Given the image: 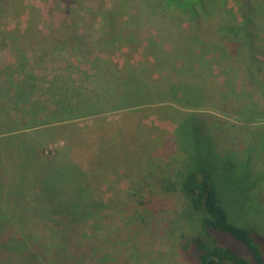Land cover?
I'll return each mask as SVG.
<instances>
[{
    "label": "trees",
    "instance_id": "trees-1",
    "mask_svg": "<svg viewBox=\"0 0 264 264\" xmlns=\"http://www.w3.org/2000/svg\"><path fill=\"white\" fill-rule=\"evenodd\" d=\"M91 1L100 5L101 11L109 3L114 7L124 6L125 9L129 4L132 11L125 17L124 28L141 26L144 21L148 25V21L152 18L154 24H149L148 27L151 29L155 25V30L158 32L150 34L148 30L149 35L146 39L136 41L133 33L124 37L126 39L119 38L115 28L111 29L109 24L104 23V28L112 30V37L107 41L111 58L104 60L97 57L90 61L91 64L96 65L97 75L90 77L97 80L96 86L93 90L79 87L82 91L77 94L70 91L64 95L73 100L76 99L75 97L80 100L93 99L95 102L92 104L95 107L98 105L103 110H125L122 116L132 119L130 123H133L129 133L120 126L115 131L105 133L107 137L103 139L106 142L103 144L101 139V144H98L99 155H94L93 161L89 162V178L86 175L83 179L86 193L85 196H81V191L78 190L81 183L77 184V191L72 194L68 185L60 183L64 181L61 174L56 177L54 188L48 183L55 171L44 178L48 175V169L56 167L58 157L42 159L39 155L38 157L35 155L37 147L42 146L41 143L45 144V137L55 133L58 128H66L64 133L67 131L69 135L63 136L66 139L68 137V143L81 145L86 141L84 138H79L78 141L75 138L76 134L69 131V126L62 125L64 118H57L56 121L46 122L43 125L37 121L36 115L39 112L45 113L44 117H46L53 113L51 111L48 114L49 110L55 109L57 113L61 108L58 105L52 104V107L51 104L31 101L33 97L30 92L36 87L27 81V76H23L28 74L26 72L28 64L23 63V61L27 62V56L22 47L27 45L32 49L37 45L42 49L55 50L56 47L62 45L69 47L73 44L74 49L82 40L72 37L75 27L67 18L66 11L62 12L61 8L67 9L72 4H86V2L90 4ZM200 1L209 4L197 8ZM214 1L0 0L2 49L16 51L20 48L24 51L14 64L2 66L0 99L6 94V97L11 95L9 98H14L16 102L14 104L11 99L9 106L7 102H3L1 106L7 107L4 109L5 113H11V116L20 113L23 115V112L33 115L28 126L21 131L19 128L10 129L11 133L6 132L3 135L5 137L0 138V248L2 249L0 253L6 247L5 250L9 251L8 255L12 256L11 261L6 263L13 264L16 260L25 261L28 254L36 256L33 258V263L30 262L32 264H41L38 262L41 261L40 257L45 261L52 258L53 254L57 256L54 259H59V264L65 262L69 257L66 251L67 240L64 238L61 245L54 247L51 242L56 245L57 239L53 238V231L58 233L66 229L71 232L74 224L83 223L84 238L96 235L91 221L93 218L90 215L91 212L95 214L99 212L100 206H97L96 202L100 200L102 202V197L98 195L99 200H97L92 194L99 184L95 173L100 174V171H103L98 170L96 161L104 166L110 165L111 158L101 153V150H108L110 143H114L118 153L129 157L132 166L128 168L141 170L142 179H137L130 188L129 197L133 201L127 200L124 204L119 203L116 206L114 199L109 198L105 202L110 207L148 208L159 214L162 219L168 220V225L171 227L168 231V239L178 245L184 258L191 264H264V231L255 226L254 221L249 222L248 215L242 218L243 224L236 221L234 218L236 216L230 213L224 200L227 196L225 188L229 183L231 172L237 168L233 156L238 151L225 149L223 154L219 155L215 151L219 149L213 140L214 130L217 128L211 129L205 120V116H215L213 113L215 111L222 114L218 101L219 98H223L221 92L224 91H226L224 99L237 102L235 112L238 119L250 121L261 117L262 105L258 103V99L264 98V49L259 50L250 39L264 40V26L258 29L252 22L256 20L257 15L262 16L261 20L264 18V10L261 9L264 0H222L221 8H217ZM210 4L216 10L212 14L207 8ZM112 10L114 14L117 11L114 8ZM52 11L59 13L63 22L60 31L64 33L61 34L60 39L55 37V34L51 36V31H47L45 17ZM214 17H217L214 28L221 34L219 38L209 39L202 33L199 34L201 32L199 27L203 22ZM137 19L140 20V24L135 22L138 21ZM168 25L170 26L167 27ZM164 28H171L173 32L163 34L161 30ZM107 45L98 43L96 48L103 52ZM198 48L202 49L201 55L197 53ZM234 54L237 58L232 57ZM230 56L232 59L230 63L233 66L236 63L237 67L232 68L233 72L230 73L229 80L218 89L215 82H219L220 75L225 72L223 64L225 59L230 60ZM241 71L246 73L243 75L247 77L246 81L252 89L251 94L245 91L243 95L238 91ZM7 85L11 86L10 90L4 89ZM218 93L221 94L220 97ZM58 94L59 92H55L51 97L54 99ZM141 95L145 96L140 97ZM155 96H165L168 101H160L155 99ZM171 103L178 106V108L173 107L178 111L174 131L171 132V128L164 129L160 122L156 123V127L145 122L149 110L172 107ZM37 105L40 106V111L36 110ZM70 108L73 107L66 109ZM86 110L90 109L86 107ZM195 111L211 112L212 115L207 113L204 116ZM218 120L222 121L223 126L231 125L230 121L224 118ZM166 125L167 123L163 126ZM233 125L236 127V124ZM234 133L239 136L242 130ZM262 134L264 135V132ZM29 137L32 138L25 140ZM168 140L173 143L169 151L165 147ZM122 142L126 143L121 146ZM50 152V155L57 154L58 149ZM223 160L229 161L231 168L227 171L222 170ZM31 167L30 174L33 175V179L40 180V184H28L25 169ZM77 170L76 172L80 173L83 169L79 165V172ZM107 178L105 177V180ZM105 191L111 193L110 190L105 189ZM118 192L122 193L123 190ZM61 193L63 199L57 200V205H55L56 200L53 201L52 211L57 214V218L49 214L47 218L38 217L36 220L33 217L24 219V216H20L21 211L26 213L29 208L41 212L40 209L46 207L43 205L44 201ZM80 201H85L81 210H79ZM250 201L253 203L254 199H249L246 206L252 205ZM246 213H249V210H246ZM194 220L200 228L192 227ZM13 225L14 230H10ZM46 228H50V231ZM47 233L49 234L45 237L43 234ZM40 241H43L46 248L44 251L38 249L37 254L34 252L36 250L34 246ZM87 254L94 256L95 249L89 252L78 250L75 258L82 261L88 257Z\"/></svg>",
    "mask_w": 264,
    "mask_h": 264
},
{
    "label": "rangeland",
    "instance_id": "rangeland-1",
    "mask_svg": "<svg viewBox=\"0 0 264 264\" xmlns=\"http://www.w3.org/2000/svg\"><path fill=\"white\" fill-rule=\"evenodd\" d=\"M214 2L216 3L217 8H221V3H223L222 0H215ZM87 3L88 2H86V4H72L67 9L64 7L61 8L62 12L66 11L65 13L68 14H66L67 18L75 27V32L74 34L72 33V37L75 36L82 40L78 43L79 45L75 46V50L73 49V44L69 47H64L62 45L56 47L55 50L52 48L42 49L37 45H34L32 49L27 45L22 47L27 56V62L23 61V63L28 64V69L26 70L28 74H23V76H27V81H30V83H33L36 87L30 92L33 97L31 101L47 103L51 104V106L52 104L58 105L61 108V111L57 113H55V109L49 110L48 114L51 113V111L55 114H47L48 116L46 117H44L46 114L43 112H39L37 115L35 114L37 121H40L43 125L46 122L56 121L57 118H64L62 125L69 126V131L76 134L73 133L78 141L79 138H84L86 141L84 142L85 144L82 143L81 145L68 143V137L67 139L64 137L69 135V133L67 134V131L64 133L66 128H58L56 132L53 133L54 135L52 134L45 137V144L41 143L42 146L37 147L35 155L37 157L39 155L42 159L46 157L55 159L57 156L58 157L56 158V167L51 170L48 169V175L44 178L50 176V174L55 171V174L50 176L51 178H49L48 183L51 188H54L56 186V177L61 174L64 181L60 183L68 185L69 191L72 194L76 193V186L81 183L83 186L80 185L81 189H78L81 191V196H85L86 193L84 191L85 184L83 179L86 175H88L89 178V162L93 161L94 155H99V152H97L98 144H101V139L103 140V144L106 142V140L103 139V137H107L105 133L115 131L118 126H120L121 129L122 127L127 129L129 133L131 132L130 126L133 123H130L132 119L122 116L125 110H103V108H100L98 105L95 107L92 104L95 102L93 99L80 100L74 96L76 99L73 100L64 95L70 91L77 94L82 91L79 87H84L87 90L94 89L97 80L90 77H96L97 70L95 68L96 65L91 64L90 61L95 60L97 57L104 60L109 57L111 58V50H109L110 46L107 45V41L112 37V28H115V32L117 33L115 34L119 35V38L127 37L130 33H133L136 36V41L146 39L149 35L148 30L150 34L158 32L155 30V25H153V27L150 26L152 27L151 29L148 27L149 24H154L152 18L150 19L151 22L150 20L148 21V25L146 24V21H144L141 23V26L137 25L132 28H124L123 23L126 21L125 17L132 11L129 4L126 5L125 9L124 6L120 5L121 7H114V5L112 6L109 3L101 11V6L95 2L91 1L89 2L90 4ZM207 4L209 3L200 1L197 8L206 6ZM212 6L213 5L210 4L207 7L211 14L216 11ZM112 8H114L115 11L117 10L115 14ZM261 9L264 10V5H262ZM60 17L61 16L56 11L46 14L45 17L47 31H51V36L55 34V37H58L59 39L64 33V31H60L62 30L61 24L63 23ZM261 18V15H257L255 21L251 20L256 26L255 28L261 29V27L264 26V18L262 20ZM216 19L217 17H214L208 21H204L203 25L199 27L201 29L199 34L202 33L209 39L219 38L221 34L216 32V29L214 28L217 24ZM46 22L44 24H46ZM135 22L140 24V20ZM104 23H106V25L109 24L111 29L104 28ZM169 26L170 25L167 27ZM161 32L167 34L172 33L173 30L171 28H164ZM193 34L197 35L198 33ZM250 40L256 44V47H258L259 50L262 48L264 49V40H260L259 38L257 40L251 38ZM98 43L107 45L103 52L96 48ZM2 47L3 43H0V74L2 72V66L14 64L19 55L24 52L20 48L15 51L10 49L5 50L2 49ZM244 48L245 47H243V49ZM198 50L197 53L201 55L202 49L198 48ZM236 55L234 54L232 57H236ZM231 60L230 56V60L225 59L224 61L223 66L225 72H223V75H220L219 82H215L218 89L226 80H229V75L233 72L232 68L234 69L237 67L236 63L234 66L230 63ZM219 68L217 71H219ZM243 74L246 73L241 71V74L239 75L241 80L237 87L238 91L243 95H245L246 92L247 94H251L252 89L246 81L247 77ZM0 77L2 76L0 75ZM1 79H3V77ZM10 87L11 86L7 85L4 89L10 90ZM14 89L17 88L14 87ZM55 92H59L56 97L57 99L51 97ZM221 93L223 98H219L220 100L218 102L221 106L222 114L219 111H215L213 112L215 116L208 117L205 115L211 112H195H200V115L205 116L207 125L211 129L217 128L214 130L213 140L214 144H217L216 146L219 150L215 151L219 155H222L223 150L225 149H229L232 152L238 151L233 156L237 163V168L234 172H231L232 175L225 188L227 196H225L224 200L230 213L236 216L234 217L235 220L242 224V218L248 215V221H254L253 224L264 231V135L262 134V132H264V98H262V100L258 99V103L262 105L261 117H256L254 120L252 119L248 121L247 119L242 120L237 118L238 116L235 112L237 102L227 98L224 99L226 91ZM220 95L221 94H219V97ZM10 96L11 95L6 97V94H4L2 96L3 98L0 99L1 139L2 137H5L3 135H5L6 132L11 131L10 129L14 130L19 128V131H21L25 126H28L30 118L33 116L31 114H25L24 112L23 115H20L22 114L20 113L18 115L13 114V116H11V113H5L6 110L4 109H7V107H2V103L7 102L9 106L11 99L14 104L16 102L14 98H9ZM143 96L145 95H141L140 97ZM155 97V99L160 101H168L165 99V96ZM155 102L158 101L155 100ZM171 104L172 107L167 106L165 109L160 108L153 109V111L149 110L150 113H147L145 122L150 123L155 127L156 123L158 124L160 122L163 125L167 123L166 126L162 125V127L166 130L171 128V132L174 131L176 129L178 115V111L175 108H178V106L173 103ZM37 107L36 110L40 111V106L37 105ZM67 107L73 108L67 110ZM86 107L90 110H86ZM210 115H212V113ZM222 118L230 121L231 125L228 123L229 126H223L222 121L218 120ZM233 124H236V127H234ZM240 129L242 130V133L238 136V134H235L234 132H238ZM31 138L32 137H29L25 140H30ZM124 143L126 142H122L121 146H123ZM127 143H129V140ZM172 144L171 140L166 141L165 147L168 151L169 147H172ZM227 145L229 147H227ZM56 148L58 149L57 154L50 155V151L52 150V152H55ZM101 153H104L105 156L108 155V157L111 158V163L108 166H104L101 162L96 161V164L99 166L98 170H103L100 171V174L94 172L96 179L98 178L97 182L99 181V184L96 185V191L93 189L94 193L92 195L93 197L95 195L97 200H99L98 195L102 197V202H100L101 200L96 202L97 206H100L98 208L99 212H96V214L91 212L90 215L93 218L91 221L94 224V232H96V235L91 238H84V235L82 236L83 223L74 224L71 232L66 229H63L58 233L53 231V238L57 239V244L55 245L51 242V245L54 247L61 245L64 238L67 240L68 244V249H66V251L69 254V257L65 262L60 264H191L184 258L178 245L168 239V231L171 230V227L168 225V220L162 219L159 214H156L148 208L118 209V207H116L113 209V207H110L108 203L105 202L106 200H109V198L114 199V203L117 206L119 203L124 204L127 200L133 201L129 197V193H131L130 188L136 183L137 179L141 180L142 176L140 175L141 170L128 168L132 166L130 165L131 161L128 159L129 157H125L118 153L117 150H115L114 143H110L108 150H101ZM223 164L224 166L222 167V170L227 171L231 168L229 167V161L227 162V160H223ZM79 165L83 170H81L80 173H77L76 170H79ZM118 165H120V167ZM121 165L124 167H121ZM31 170L32 167L30 169H25L28 175V178H26L28 184H40V180L33 179V175L30 174ZM129 170L131 171L129 172ZM37 177L39 178V176ZM105 177H108L107 180H105ZM111 185H113V188H111ZM105 189L110 190L111 193H108V191L106 192ZM119 190H123L124 193L118 192ZM31 198L33 197L31 196ZM61 199H63V193L59 195L57 194L44 201L43 205L46 207H43L42 209L39 208L41 212H35L34 209L29 208L26 213L21 211L20 216H24V219L33 217L36 220L38 217L47 218V215L49 214L52 217L57 218V214L52 211L53 201L56 200L55 205H57V200ZM249 199H254V201L253 203L250 201L252 205L249 204L246 206ZM84 202L85 201H80L79 210L82 209ZM38 207L39 205L36 209H38ZM246 210H249V213H246ZM84 215L85 217L87 216V214H83V216ZM192 227L196 229L200 228L195 220L192 221ZM13 228H15L14 225L10 230H14ZM46 229L50 231V228ZM48 234L49 233L43 235L46 237ZM34 247L36 248L34 252L37 254L38 249L44 251V248H46L43 241L38 242ZM5 249L7 248L5 247ZM5 249L0 253V264H8L6 262L11 261L12 256L8 255L9 251ZM92 249H95L94 256L87 254L88 257L82 261H78L75 258L78 250L89 252ZM0 250L2 249L0 248ZM54 255L55 254H53L52 258H49V260L45 259V261H42V257H40L41 261L38 262L41 264H52V262H57V264H59V259H54V257H57ZM26 256L27 259L25 261L16 260L13 264H28V262L30 263L31 261L33 263V258H36V256L30 254Z\"/></svg>",
    "mask_w": 264,
    "mask_h": 264
}]
</instances>
